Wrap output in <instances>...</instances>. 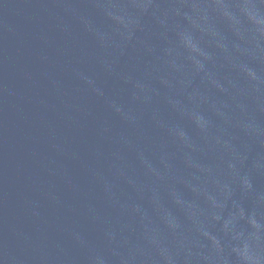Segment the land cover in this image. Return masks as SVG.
<instances>
[{"label":"water","instance_id":"obj_1","mask_svg":"<svg viewBox=\"0 0 264 264\" xmlns=\"http://www.w3.org/2000/svg\"><path fill=\"white\" fill-rule=\"evenodd\" d=\"M0 264H264V0H0Z\"/></svg>","mask_w":264,"mask_h":264}]
</instances>
